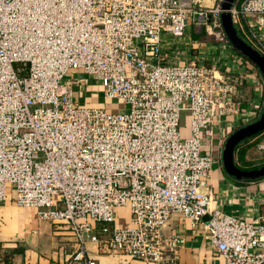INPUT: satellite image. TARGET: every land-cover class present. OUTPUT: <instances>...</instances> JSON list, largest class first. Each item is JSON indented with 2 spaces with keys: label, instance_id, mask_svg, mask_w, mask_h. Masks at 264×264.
<instances>
[{
  "label": "built area",
  "instance_id": "1",
  "mask_svg": "<svg viewBox=\"0 0 264 264\" xmlns=\"http://www.w3.org/2000/svg\"><path fill=\"white\" fill-rule=\"evenodd\" d=\"M220 4L0 0V200L71 232L60 264H97L88 242L171 261L183 241L164 233L174 212L202 224L224 264H264V215L246 221L211 206L215 158L202 149L216 124L238 115L239 90L264 78L249 61L167 63L162 48L163 33L180 37L188 24L215 27L224 41ZM229 14L264 56V0H236Z\"/></svg>",
  "mask_w": 264,
  "mask_h": 264
},
{
  "label": "crops",
  "instance_id": "2",
  "mask_svg": "<svg viewBox=\"0 0 264 264\" xmlns=\"http://www.w3.org/2000/svg\"><path fill=\"white\" fill-rule=\"evenodd\" d=\"M197 1L209 6L215 0ZM193 27L188 24L180 37L162 34L167 63L194 59L219 69H242L246 66L243 67L244 62H248L246 58L235 51L227 40H202ZM253 83L254 86H244L238 92V115L232 120L229 117L222 119L215 125L212 136L204 137L202 142V149L215 158L208 177L211 206L246 221L264 215V177L238 180L228 175L222 167L221 150L235 128L257 118L248 115L250 102L256 104L258 110L264 107V86L257 85L256 80ZM94 92L97 91L91 90L93 102ZM183 132L187 133L186 129ZM257 136V133L252 134L250 140ZM119 215V222L126 223L127 211L123 209ZM164 233L177 234L183 240L171 261H142L124 254H109L100 251L93 242H88L87 248L97 264H224L223 257L210 246L202 224L192 226L188 219L174 212L165 224ZM74 246V237L65 226L38 219L32 207L19 206L11 199L0 200V264H60Z\"/></svg>",
  "mask_w": 264,
  "mask_h": 264
},
{
  "label": "water",
  "instance_id": "3",
  "mask_svg": "<svg viewBox=\"0 0 264 264\" xmlns=\"http://www.w3.org/2000/svg\"><path fill=\"white\" fill-rule=\"evenodd\" d=\"M235 0H221L220 23L223 34L230 46L249 61L264 78V56L244 41L237 33L229 14V8ZM264 129V107L259 117L239 126L227 137L221 152L224 171L238 179H257L264 177V164L254 168H241L234 161L235 146L239 141Z\"/></svg>",
  "mask_w": 264,
  "mask_h": 264
},
{
  "label": "rangeland",
  "instance_id": "4",
  "mask_svg": "<svg viewBox=\"0 0 264 264\" xmlns=\"http://www.w3.org/2000/svg\"><path fill=\"white\" fill-rule=\"evenodd\" d=\"M219 1L221 3V0H215V2ZM236 1V0H235ZM234 1V2H235ZM193 30L195 31V34L200 36L202 40H212V41H222L223 39L217 34V28L212 27L211 31H208V33L205 29L204 26L201 27H193ZM221 35V34H220ZM223 38L225 39V36L223 35ZM226 40V39H225ZM223 149V147H222ZM222 151V150H221ZM234 161L238 166H244L246 165L247 167L250 166H260L264 164V150H260L259 148H254L253 150H250L244 157L243 160L239 161L237 160L236 154L234 155Z\"/></svg>",
  "mask_w": 264,
  "mask_h": 264
},
{
  "label": "trees",
  "instance_id": "5",
  "mask_svg": "<svg viewBox=\"0 0 264 264\" xmlns=\"http://www.w3.org/2000/svg\"><path fill=\"white\" fill-rule=\"evenodd\" d=\"M257 137L253 138L252 140H250V136L248 137H245L244 139H242L241 141H239L237 143V145L235 146V153L236 154V157H237V160L241 161L243 160V157L248 153L250 152V150H253L254 148H256L257 146V143L263 138V135H264V129H262L261 131L257 132ZM241 168H254V167H257V166H250V167H247L246 165L244 166H239Z\"/></svg>",
  "mask_w": 264,
  "mask_h": 264
}]
</instances>
